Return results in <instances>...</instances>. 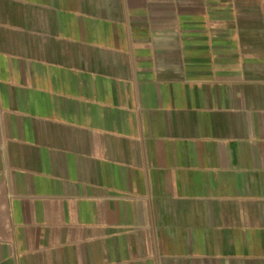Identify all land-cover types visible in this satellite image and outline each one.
I'll use <instances>...</instances> for the list:
<instances>
[{
    "label": "crops",
    "instance_id": "obj_1",
    "mask_svg": "<svg viewBox=\"0 0 264 264\" xmlns=\"http://www.w3.org/2000/svg\"><path fill=\"white\" fill-rule=\"evenodd\" d=\"M0 264H264V0H0Z\"/></svg>",
    "mask_w": 264,
    "mask_h": 264
},
{
    "label": "built area",
    "instance_id": "obj_2",
    "mask_svg": "<svg viewBox=\"0 0 264 264\" xmlns=\"http://www.w3.org/2000/svg\"><path fill=\"white\" fill-rule=\"evenodd\" d=\"M2 149V141H1V138H0V150Z\"/></svg>",
    "mask_w": 264,
    "mask_h": 264
}]
</instances>
